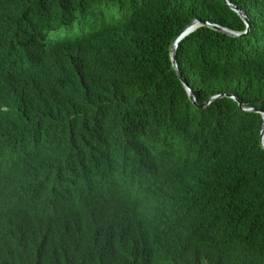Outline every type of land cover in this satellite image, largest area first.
<instances>
[{
    "label": "trees",
    "instance_id": "obj_1",
    "mask_svg": "<svg viewBox=\"0 0 264 264\" xmlns=\"http://www.w3.org/2000/svg\"><path fill=\"white\" fill-rule=\"evenodd\" d=\"M228 2L247 35L224 0H0V264H264V0ZM198 21L235 36L178 44L195 105Z\"/></svg>",
    "mask_w": 264,
    "mask_h": 264
},
{
    "label": "water",
    "instance_id": "obj_2",
    "mask_svg": "<svg viewBox=\"0 0 264 264\" xmlns=\"http://www.w3.org/2000/svg\"><path fill=\"white\" fill-rule=\"evenodd\" d=\"M228 5L231 6V8L237 12L245 21L247 27H248V31L245 35H247L250 31H251V23H250V20L249 18L240 10H238L237 8L233 7L229 2L228 0H224ZM201 26H206V27H210L212 29H214L215 31H218V32H221V33H224V34H227V35H230V36H235V34L225 30V29H222L220 27H217V26H212L208 23H201V22H194L192 25H190L184 32L183 34L177 39L176 43H175V47H174V56H173V64H174V67L177 71V74L179 76V78L181 79L182 83L184 84L185 88L187 89L189 95H190V99L191 101H193V103L195 105H197V102H196V99H195V96L192 92V90L190 89L188 83L185 81V79L183 78V75L180 73L179 69H178V66H177V59H176V55H177V49H178V44L181 43L184 39H186L188 36H190L192 33H194L198 28H200ZM224 97V96H222ZM220 98V97H218ZM218 98H214L211 100V102L208 105H210L212 102H214L216 99ZM205 106H199L200 109H203ZM256 113L258 114H261L264 118V111L263 110H256L255 111ZM263 145H264V130H263Z\"/></svg>",
    "mask_w": 264,
    "mask_h": 264
}]
</instances>
